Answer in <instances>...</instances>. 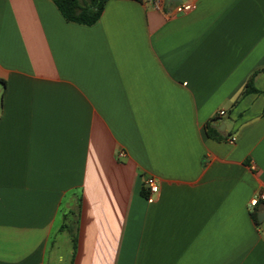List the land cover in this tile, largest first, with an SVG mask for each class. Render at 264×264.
<instances>
[{
    "label": "crops",
    "instance_id": "0c3cea01",
    "mask_svg": "<svg viewBox=\"0 0 264 264\" xmlns=\"http://www.w3.org/2000/svg\"><path fill=\"white\" fill-rule=\"evenodd\" d=\"M0 79V264H264V0H0Z\"/></svg>",
    "mask_w": 264,
    "mask_h": 264
},
{
    "label": "trees",
    "instance_id": "16d2710c",
    "mask_svg": "<svg viewBox=\"0 0 264 264\" xmlns=\"http://www.w3.org/2000/svg\"><path fill=\"white\" fill-rule=\"evenodd\" d=\"M63 17L72 23L83 25V26H93L101 18L106 4L109 0H52ZM258 72L253 74L246 85L245 94L258 92L254 86V80ZM0 82L3 80L0 79ZM207 134L209 137L221 139L216 128L212 124H207L206 127ZM225 139V138H222ZM144 195L146 193L144 192ZM252 217L255 223L260 226L258 221V212H253ZM69 227V231L73 238L74 243V252H76V242H77V233L76 230Z\"/></svg>",
    "mask_w": 264,
    "mask_h": 264
},
{
    "label": "built area",
    "instance_id": "2783aa9c",
    "mask_svg": "<svg viewBox=\"0 0 264 264\" xmlns=\"http://www.w3.org/2000/svg\"><path fill=\"white\" fill-rule=\"evenodd\" d=\"M150 1L156 6V8H159L160 4L162 2V0H150ZM194 8H195L194 5L183 4V5L179 6L177 10H178V12L182 13V12H187V11L193 10ZM219 115L225 116L226 111L221 110L219 112ZM235 140H236L235 137L229 139V141L231 143H234ZM125 156H126V153L124 151L119 153V157H125ZM144 187H145V190H147L152 195L158 194L160 191L159 183H158L157 179L154 177L146 178L145 183H144ZM261 203L264 204V192H261L258 196L252 198V200L250 201V208H252V209L257 208Z\"/></svg>",
    "mask_w": 264,
    "mask_h": 264
},
{
    "label": "rangeland",
    "instance_id": "374dc122",
    "mask_svg": "<svg viewBox=\"0 0 264 264\" xmlns=\"http://www.w3.org/2000/svg\"><path fill=\"white\" fill-rule=\"evenodd\" d=\"M64 238V244L62 246V253L66 256V264H71V252H72V242L70 239V236L68 234H65L63 236Z\"/></svg>",
    "mask_w": 264,
    "mask_h": 264
},
{
    "label": "water",
    "instance_id": "95a60500",
    "mask_svg": "<svg viewBox=\"0 0 264 264\" xmlns=\"http://www.w3.org/2000/svg\"><path fill=\"white\" fill-rule=\"evenodd\" d=\"M222 127H224L223 129L225 130L226 125H222ZM223 129H221V126L219 127V131L223 132ZM258 221L261 224L263 230H264V210L259 212L258 214Z\"/></svg>",
    "mask_w": 264,
    "mask_h": 264
}]
</instances>
